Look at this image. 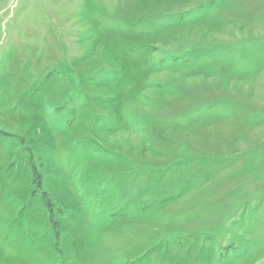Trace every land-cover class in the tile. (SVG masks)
<instances>
[{"label": "rangeland", "instance_id": "1", "mask_svg": "<svg viewBox=\"0 0 264 264\" xmlns=\"http://www.w3.org/2000/svg\"><path fill=\"white\" fill-rule=\"evenodd\" d=\"M0 264H264V0H0Z\"/></svg>", "mask_w": 264, "mask_h": 264}]
</instances>
